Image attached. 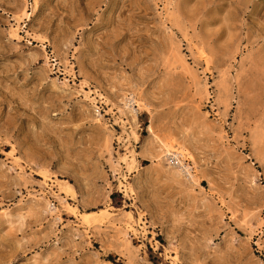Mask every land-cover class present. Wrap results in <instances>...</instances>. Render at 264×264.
Masks as SVG:
<instances>
[{
  "label": "rangeland",
  "instance_id": "obj_1",
  "mask_svg": "<svg viewBox=\"0 0 264 264\" xmlns=\"http://www.w3.org/2000/svg\"><path fill=\"white\" fill-rule=\"evenodd\" d=\"M0 264H264V0H0Z\"/></svg>",
  "mask_w": 264,
  "mask_h": 264
},
{
  "label": "bare ground",
  "instance_id": "obj_2",
  "mask_svg": "<svg viewBox=\"0 0 264 264\" xmlns=\"http://www.w3.org/2000/svg\"><path fill=\"white\" fill-rule=\"evenodd\" d=\"M174 154V153H173Z\"/></svg>",
  "mask_w": 264,
  "mask_h": 264
}]
</instances>
